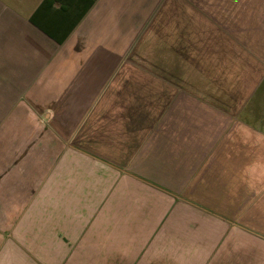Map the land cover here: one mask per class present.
I'll return each mask as SVG.
<instances>
[{"label":"crops","instance_id":"crops-1","mask_svg":"<svg viewBox=\"0 0 264 264\" xmlns=\"http://www.w3.org/2000/svg\"><path fill=\"white\" fill-rule=\"evenodd\" d=\"M0 264H264V0H0Z\"/></svg>","mask_w":264,"mask_h":264}]
</instances>
